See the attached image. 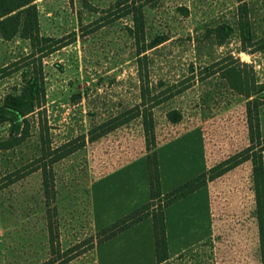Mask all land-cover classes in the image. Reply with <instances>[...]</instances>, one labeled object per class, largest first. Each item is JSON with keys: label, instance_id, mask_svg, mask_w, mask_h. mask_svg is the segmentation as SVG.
Instances as JSON below:
<instances>
[{"label": "rangeland", "instance_id": "rangeland-1", "mask_svg": "<svg viewBox=\"0 0 264 264\" xmlns=\"http://www.w3.org/2000/svg\"><path fill=\"white\" fill-rule=\"evenodd\" d=\"M35 3L45 41L31 45L19 36L0 37V106L21 90L25 79L37 77L44 89L40 108L25 117L21 134L0 124V264L55 259L49 254V223L63 260L76 256L67 264H95L101 245L97 233L108 225L94 214L93 192L99 214L106 189L111 188L112 203L125 197L119 178L101 180L145 157L147 144L141 116L93 142L88 132L134 106L151 112L155 151L199 130L215 166L261 164L264 92L247 106L250 99L232 89L222 74L226 68L239 72L242 85L232 80L244 93L264 88V0ZM140 8L144 43L137 46L129 30ZM130 11L133 15H126ZM158 36L165 41L138 56L137 50ZM256 106L259 132L250 135L247 107L255 114ZM168 114H179V120L169 122ZM41 136L51 149L70 141L83 145L51 166L52 201L43 196L40 171L31 173L41 156ZM70 249L75 251L65 256ZM234 262L227 257L226 264Z\"/></svg>", "mask_w": 264, "mask_h": 264}, {"label": "crops", "instance_id": "crops-1", "mask_svg": "<svg viewBox=\"0 0 264 264\" xmlns=\"http://www.w3.org/2000/svg\"><path fill=\"white\" fill-rule=\"evenodd\" d=\"M161 193L166 194L198 175L217 161L199 130L185 132L157 148ZM264 190V150L261 152ZM114 177L127 193L121 200L106 202L95 211L103 226L109 225L149 201L145 157L121 167L101 181ZM100 182V181H99ZM257 186L251 161L232 170L164 209L167 260L161 264H263L259 240ZM114 216V217H111ZM107 223V224H106ZM228 254V255H227ZM95 264H158L155 258L150 218L130 227L96 248Z\"/></svg>", "mask_w": 264, "mask_h": 264}, {"label": "trees", "instance_id": "trees-1", "mask_svg": "<svg viewBox=\"0 0 264 264\" xmlns=\"http://www.w3.org/2000/svg\"><path fill=\"white\" fill-rule=\"evenodd\" d=\"M36 1L37 0H0V37L3 40H10L15 36H19L20 38L28 41L31 45L39 44L40 42L45 41V39L39 35L38 11L35 3ZM127 14H132V12H126V15ZM132 23L133 30H129V32L132 34L133 38L136 39V45L138 46L140 43H144V24L141 8L138 9V14L133 15ZM164 41L165 38L161 36L154 38L150 44L145 45L137 50L138 56L141 53H144L147 49H152ZM232 77H235L236 82L240 83L239 86L242 85L239 72H237L234 68H226L223 71L222 78L229 82L232 89H237L240 94L245 96L246 99H250L247 102V106H249L251 102L254 103L253 101H255V99H251L252 97L264 92V88H261L259 92L248 90L246 93H244L240 87L236 85V83L234 84ZM43 95L44 89L37 77L34 76L27 80L25 79L21 90L17 94L7 95L4 99V102L0 106V124L7 123L11 127V132L15 134H21V132L24 130L22 126L27 124L25 117L33 114L40 108L39 105L41 104L40 101ZM140 108L141 106H134L127 112L119 113L107 119L106 121L93 126L88 132V140L93 142L107 133L127 124L133 118L141 116L143 133L147 144V155L145 156V162L149 185V201L143 206L133 210L127 215L117 219L113 223L101 229L97 233V245L104 243L105 241L117 236L130 227L142 222L147 218H150L152 221L155 258L156 262L161 264L167 260L164 209L190 195L194 191L200 189L207 181H212L222 176L237 164L229 165V163L223 162L217 166H214L208 172L198 175L197 177L171 190L170 192L162 194L160 188L157 151H155V147L153 146L155 139L153 119L149 110L144 109V112L141 113ZM254 111L255 114H252L251 109L247 107V115L250 121V135L253 134V130L257 133L259 132L257 106L254 107ZM172 114H168L167 119L169 122H177L179 120V114H176L177 117L175 118L172 117ZM26 132L27 131H25V133ZM19 141H21L20 138ZM41 144V156L34 161L33 165L35 164V166L32 168L31 173L40 171L42 190L44 194L43 196L45 199H47V201L49 199L52 201L55 197V192L51 166L57 161L80 149L83 145L75 144V141H70L58 148L51 149L49 145H45V141L42 136ZM150 146H153V148H150ZM48 158L49 161L47 162L46 159ZM253 179L257 186L256 199L259 210V240L261 258L264 264V190L261 164L257 167L253 163ZM50 226L51 224L49 223V226H47L49 235V254L51 257L55 256V259L51 258V260H47L43 264H54L57 260L61 259L62 260L60 261V264H67L69 261L76 258V256H72L63 260V257L59 254V246L55 244L52 228ZM55 245L57 246V249ZM74 251L75 249L67 250L64 255L67 256Z\"/></svg>", "mask_w": 264, "mask_h": 264}]
</instances>
